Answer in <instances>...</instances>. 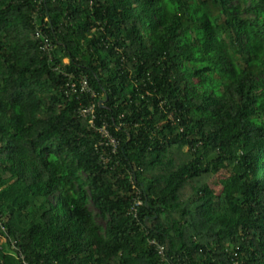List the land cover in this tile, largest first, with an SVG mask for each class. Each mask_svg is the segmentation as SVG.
<instances>
[{
  "label": "trees",
  "instance_id": "obj_1",
  "mask_svg": "<svg viewBox=\"0 0 264 264\" xmlns=\"http://www.w3.org/2000/svg\"><path fill=\"white\" fill-rule=\"evenodd\" d=\"M24 263L264 264V0H0V264Z\"/></svg>",
  "mask_w": 264,
  "mask_h": 264
},
{
  "label": "built area",
  "instance_id": "obj_2",
  "mask_svg": "<svg viewBox=\"0 0 264 264\" xmlns=\"http://www.w3.org/2000/svg\"><path fill=\"white\" fill-rule=\"evenodd\" d=\"M40 42H41L40 47L43 49V51H49L50 50L51 45H50L49 41L43 35H42V40ZM70 76L71 75H68V77H70ZM67 85H68V87H67L68 92H75V91H79V92H81V91L87 92L88 91V92H90V90H91L89 88V86L87 85V81H86L85 76H82L79 79V85H77L75 82H73L71 80L68 82ZM78 112L80 113L81 116L87 118V121L91 127L97 129V131L99 132L101 137L105 140L104 145L109 146L111 153H114L116 151L117 141L114 139L113 136H111L108 133V130L106 129L105 125H101L99 127L94 126V124H93V119H94L93 106L89 105L87 107H81V108H79ZM158 253L164 254L162 247L158 248ZM24 264H26V263H24Z\"/></svg>",
  "mask_w": 264,
  "mask_h": 264
},
{
  "label": "rangeland",
  "instance_id": "obj_3",
  "mask_svg": "<svg viewBox=\"0 0 264 264\" xmlns=\"http://www.w3.org/2000/svg\"><path fill=\"white\" fill-rule=\"evenodd\" d=\"M226 172H224V171H220L216 176H214L213 178H212V186H213V188H215V190H218L219 189V185H218V183H217V180L221 177V176H223V174H225ZM89 209L93 212L94 210H93V208L91 207V206H89ZM96 219V218H95ZM97 221H98V219H96ZM99 222V221H98ZM100 223H102V222H100Z\"/></svg>",
  "mask_w": 264,
  "mask_h": 264
},
{
  "label": "water",
  "instance_id": "obj_4",
  "mask_svg": "<svg viewBox=\"0 0 264 264\" xmlns=\"http://www.w3.org/2000/svg\"><path fill=\"white\" fill-rule=\"evenodd\" d=\"M102 101H100V103H101Z\"/></svg>",
  "mask_w": 264,
  "mask_h": 264
}]
</instances>
